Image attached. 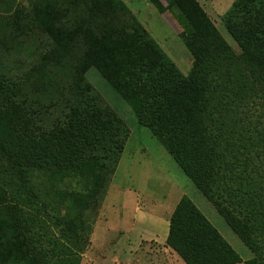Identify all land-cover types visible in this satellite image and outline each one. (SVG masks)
<instances>
[{"label": "trees", "instance_id": "16d2710c", "mask_svg": "<svg viewBox=\"0 0 264 264\" xmlns=\"http://www.w3.org/2000/svg\"><path fill=\"white\" fill-rule=\"evenodd\" d=\"M150 1L183 27L187 74L123 0L7 3L0 53L30 45L35 59L19 78L0 67V264H80L86 213L99 208L129 136L85 77L91 67L254 254L245 264H264V127L245 116L254 94L264 114V0H234L224 13L238 54L198 0ZM165 243L185 264L242 261L185 194Z\"/></svg>", "mask_w": 264, "mask_h": 264}, {"label": "rangeland", "instance_id": "374dc122", "mask_svg": "<svg viewBox=\"0 0 264 264\" xmlns=\"http://www.w3.org/2000/svg\"><path fill=\"white\" fill-rule=\"evenodd\" d=\"M129 7L132 14L146 28L150 36L157 42L163 51L173 60L177 68L187 74L193 64V56L185 46L181 32L183 27L177 22L175 12L166 10L160 12L156 9L150 0H123ZM165 4V0H161ZM204 10L210 16L219 32L222 34L227 43L231 46L235 54L240 52V47L225 28L223 16L227 9L231 6L234 0H198ZM10 3L12 8L30 9L27 5V0H0V20L2 17H11L9 9L6 8L7 3ZM28 7V8H27ZM59 13H62V8H58ZM32 49V48H31ZM30 45L22 49L11 51L12 54L6 52L0 53V67L9 69L12 74L21 75L29 73L33 59L28 54ZM9 56L10 60L5 57ZM35 57V56H34ZM85 77L92 84L95 90L102 98L116 111V113L125 121L129 128V136L125 142L126 151L133 152L140 145L146 147L149 151L151 162H143L135 165L134 179L125 178L123 173L122 163L119 162L112 174L108 183L106 194L96 211L87 212L86 219L94 228L100 212H104L105 218L102 219V224H105L109 229L107 241L104 243L105 251L110 253V246L113 240H117L118 236L114 232L118 227L127 226L124 224V219L121 217L126 208L123 205L122 198H111L108 189L116 176L118 183L123 187L129 186L135 190V194L139 193L140 202L149 209L162 211L164 214L165 207L172 206L173 200L170 195H187L190 197L201 212L209 219V221L217 228L221 235L229 242V244L238 252L242 261L237 264H245V260L251 258L254 254L244 245L235 232L227 225L221 215L216 211L215 207L204 197V195L195 187V185L187 178L183 171L177 166L168 152L162 145L151 135L149 130L140 125L130 107L116 93L109 84L104 80L100 73L93 67L89 68ZM245 112L247 122L253 130L264 127V114L262 104L257 95H252ZM256 128V129H254ZM123 149V151H124ZM123 154V152H122ZM121 154V156H122ZM121 158V157H120ZM128 158V157H127ZM129 159V158H128ZM120 164V165H119ZM172 181L162 184L163 181ZM74 184H72L73 186ZM68 186L71 187L69 183ZM120 196V194H119ZM154 201V202H153ZM113 244V243H112ZM114 247V245H113ZM89 244L81 255V261L85 260V264L89 262ZM87 255V256H86ZM99 258L100 254H94ZM122 261H113L112 264H121Z\"/></svg>", "mask_w": 264, "mask_h": 264}, {"label": "crops", "instance_id": "0c3cea01", "mask_svg": "<svg viewBox=\"0 0 264 264\" xmlns=\"http://www.w3.org/2000/svg\"><path fill=\"white\" fill-rule=\"evenodd\" d=\"M123 151L120 158L125 173V178L134 179L135 165L143 162H151L149 151L146 147L138 146L135 151ZM129 159H128V158ZM120 165V164H119ZM118 176V171L116 173ZM115 176L108 189L111 198L121 197L126 212L122 213L125 227H118L116 232L118 239L113 240L110 246V253L102 247H106L104 243L107 241L109 229L102 224L105 218L104 212L97 220L89 237V262L88 264H112L113 261H122L121 264H185L178 254L168 247L165 243L169 229V217L178 202L181 195H170L175 198L172 206H166L164 214L162 211L149 209L140 202L139 193L135 194L129 186L123 187L118 183ZM172 181H163L162 184ZM120 194V196H119ZM154 202V201H153ZM114 245V247H113ZM97 253L99 258L95 260ZM87 256V255H86ZM86 260V257H85ZM84 258L80 264H85Z\"/></svg>", "mask_w": 264, "mask_h": 264}]
</instances>
